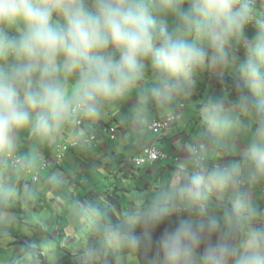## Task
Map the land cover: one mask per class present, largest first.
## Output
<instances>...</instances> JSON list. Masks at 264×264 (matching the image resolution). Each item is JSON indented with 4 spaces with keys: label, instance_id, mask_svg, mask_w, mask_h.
<instances>
[{
    "label": "clouds",
    "instance_id": "obj_1",
    "mask_svg": "<svg viewBox=\"0 0 264 264\" xmlns=\"http://www.w3.org/2000/svg\"><path fill=\"white\" fill-rule=\"evenodd\" d=\"M0 264H264V0H0Z\"/></svg>",
    "mask_w": 264,
    "mask_h": 264
},
{
    "label": "crops",
    "instance_id": "obj_2",
    "mask_svg": "<svg viewBox=\"0 0 264 264\" xmlns=\"http://www.w3.org/2000/svg\"><path fill=\"white\" fill-rule=\"evenodd\" d=\"M101 178H102V177H101ZM108 183H109V181H108ZM58 232L63 233L62 228H61V229H58Z\"/></svg>",
    "mask_w": 264,
    "mask_h": 264
},
{
    "label": "rangeland",
    "instance_id": "obj_3",
    "mask_svg": "<svg viewBox=\"0 0 264 264\" xmlns=\"http://www.w3.org/2000/svg\"><path fill=\"white\" fill-rule=\"evenodd\" d=\"M102 179V178H101ZM105 183H108V181H105Z\"/></svg>",
    "mask_w": 264,
    "mask_h": 264
}]
</instances>
